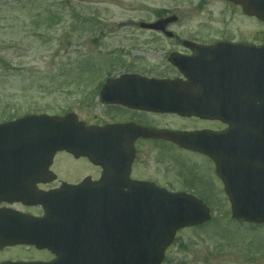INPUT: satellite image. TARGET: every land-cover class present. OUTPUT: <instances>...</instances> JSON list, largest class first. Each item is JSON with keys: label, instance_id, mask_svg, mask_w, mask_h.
I'll use <instances>...</instances> for the list:
<instances>
[{"label": "flooded vegetation", "instance_id": "1", "mask_svg": "<svg viewBox=\"0 0 264 264\" xmlns=\"http://www.w3.org/2000/svg\"><path fill=\"white\" fill-rule=\"evenodd\" d=\"M188 2L187 18L181 10L168 12L139 21L144 32L110 35L105 63L95 67L103 69L100 80L59 84L64 97L72 96L75 102L51 114L74 113L92 129L91 137L79 139L76 153L60 150L50 161L27 163L36 171L24 178L13 169L18 164L0 163V264H46L54 259L50 230L65 221L51 216L50 201L60 198L65 184L79 186L78 200H126L130 185L150 183L217 202L229 199L224 179L251 180L257 175L249 160L264 159V136L229 130L228 121L241 119L242 106L261 104L258 95L263 92L247 82L218 79L217 74L234 59L257 58L259 49L264 56V30L257 28L264 20L244 11L237 0ZM164 18V25L141 27ZM211 18L218 22L213 24ZM161 88L189 97L187 104H204L207 114L213 106L223 113L212 118L205 110L204 117L165 111ZM201 130L206 133L204 152L180 147L162 135ZM170 148L191 157L181 159ZM213 152L223 167L241 170L218 173L208 154Z\"/></svg>", "mask_w": 264, "mask_h": 264}, {"label": "rangeland", "instance_id": "2", "mask_svg": "<svg viewBox=\"0 0 264 264\" xmlns=\"http://www.w3.org/2000/svg\"><path fill=\"white\" fill-rule=\"evenodd\" d=\"M189 6L188 0H0V121L64 111L75 101L59 84L100 80L103 69L95 67L105 63L110 35L144 32L139 21L168 12L187 18ZM205 204L210 220L179 230L161 264H264V226L233 221L228 201Z\"/></svg>", "mask_w": 264, "mask_h": 264}, {"label": "water", "instance_id": "3", "mask_svg": "<svg viewBox=\"0 0 264 264\" xmlns=\"http://www.w3.org/2000/svg\"><path fill=\"white\" fill-rule=\"evenodd\" d=\"M239 2L249 4L248 1ZM256 2L264 4V0ZM245 10L264 17V8ZM234 66L237 68V65ZM242 66H246V71L236 72V75L264 83V58L258 56L255 63ZM226 73V76H230ZM172 99L165 92L162 93L166 107L176 110L190 108L181 105V102L172 104ZM256 115L257 118L250 121V124L258 130H264V103L257 105ZM67 119L70 118L27 115L1 123L0 162L40 161L46 156L50 158L58 149L74 148L76 143H68L67 140L74 139L77 128L67 130ZM63 129L65 132H62ZM165 135L180 146L195 147L193 142L202 134L168 132ZM216 164L220 170L217 160ZM225 186L233 218L254 223L264 222V177H259L252 184L225 181ZM130 188L139 190V193L130 192L129 198L123 201H61L59 208L66 211L67 217L86 218L89 233L94 238L88 240L87 246L79 244L78 247L66 248L60 259L58 251L54 250L57 259L50 264H160L166 247L178 229L200 224L209 218L208 208L191 195L171 193L151 184ZM69 241L72 242L66 240Z\"/></svg>", "mask_w": 264, "mask_h": 264}]
</instances>
